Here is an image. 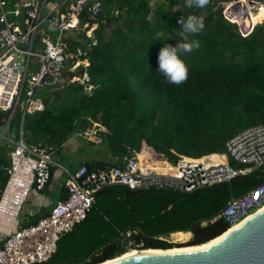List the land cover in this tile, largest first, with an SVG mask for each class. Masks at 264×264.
Masks as SVG:
<instances>
[{
	"label": "trees",
	"instance_id": "obj_1",
	"mask_svg": "<svg viewBox=\"0 0 264 264\" xmlns=\"http://www.w3.org/2000/svg\"><path fill=\"white\" fill-rule=\"evenodd\" d=\"M98 1L93 19L87 12L80 15V24L87 20L96 24L92 30L96 43L89 45L84 29L65 38L74 60L79 49L85 55L78 59L88 64L70 69L68 60L61 82L36 89L34 95L43 103L40 111L21 118L17 107L8 120L10 111L0 110V130L6 126L0 137V194L9 179L7 152L13 144L8 138L17 140L20 130L26 145L41 142L58 154L72 137L78 138L82 153L106 150L107 159L92 156L78 163L93 169L119 164L124 156L140 150L157 164L176 154L222 153L230 130L215 127L217 120L242 115L249 126L264 124V19L242 35L222 12L224 3L237 0H210L204 8L187 7L185 0ZM189 15L203 17V30L189 37L198 40L200 48L180 53L189 69L188 79L174 85L159 72L158 53L165 44L175 47L183 42L178 20L186 21ZM40 44L38 32L32 51ZM84 71L92 85L89 91L71 80ZM91 121L105 129L98 142L77 135ZM52 172L51 165L48 182ZM262 179L261 171L253 169L192 191L104 186L94 193L84 219L60 235L54 254L34 264H96L132 248H172L176 245L169 237L175 234L188 235L184 244L207 242L229 227L219 216L226 202ZM61 188L64 198V183Z\"/></svg>",
	"mask_w": 264,
	"mask_h": 264
},
{
	"label": "built area",
	"instance_id": "obj_2",
	"mask_svg": "<svg viewBox=\"0 0 264 264\" xmlns=\"http://www.w3.org/2000/svg\"><path fill=\"white\" fill-rule=\"evenodd\" d=\"M244 1L246 5L244 8L241 6L237 17L246 29L239 30L240 33L247 35L254 24L245 22V12L248 15L264 13V1L252 4ZM234 2L231 1L222 12L228 21L239 25L232 18L238 5ZM98 10V0H0V110H9L12 115L19 107L22 118L25 113L31 114L43 108L42 101L34 95L35 90L61 82L66 61L73 60L70 69L81 64L78 56L85 55V52L78 49L75 54L77 60H74V54L67 51L65 38L84 29L90 38L89 45H94L96 40L92 30L96 24L88 20L80 24V15L87 12V17L93 19ZM38 32L41 33V44L37 51H32ZM32 54L39 60L38 67L30 62ZM71 80L82 84L87 91L92 88L85 71ZM5 129L6 126L0 130V137ZM104 131L100 123L91 121V125L83 127L77 135L92 139ZM8 139L13 144L14 155H26L32 159L34 188L42 189L50 176L52 148L41 142L26 145L21 130L17 140ZM156 161L149 153L140 150L124 156L116 165L105 164L93 169L79 165L64 178V198L56 200L36 222L21 225L5 235L0 242V264H34L48 260L56 250L60 235L84 219L94 203V193L107 185L192 191L259 169L262 181L245 193L231 197L219 216L231 226L264 204V124L245 127L229 137L225 142V152L198 157L176 154L175 158L161 164ZM232 162L240 166L234 167ZM6 171L10 174V167Z\"/></svg>",
	"mask_w": 264,
	"mask_h": 264
},
{
	"label": "crops",
	"instance_id": "obj_3",
	"mask_svg": "<svg viewBox=\"0 0 264 264\" xmlns=\"http://www.w3.org/2000/svg\"><path fill=\"white\" fill-rule=\"evenodd\" d=\"M78 138H70L64 145L60 154L53 152V172L45 189L36 190L33 183V161L26 155H14L12 150L7 152L10 161V174L8 182L0 194V242L5 235L31 220L35 215L46 214L55 203L47 196L48 189L55 188L56 182L78 167L83 159L98 157L107 159L106 150H98L91 155L82 153ZM98 142V138H92ZM9 141V139H8ZM55 184V185H54ZM65 194L60 188L58 199ZM56 201V200H55Z\"/></svg>",
	"mask_w": 264,
	"mask_h": 264
},
{
	"label": "water",
	"instance_id": "obj_4",
	"mask_svg": "<svg viewBox=\"0 0 264 264\" xmlns=\"http://www.w3.org/2000/svg\"><path fill=\"white\" fill-rule=\"evenodd\" d=\"M234 3L243 8L246 5L244 0ZM247 3L252 4L254 1ZM245 16H248L247 12ZM238 28L241 32L246 31L241 21ZM69 61L72 63L73 60ZM10 117L11 113L8 120ZM106 264H264V210L254 212L234 230L208 247L181 253H143Z\"/></svg>",
	"mask_w": 264,
	"mask_h": 264
},
{
	"label": "clouds",
	"instance_id": "obj_5",
	"mask_svg": "<svg viewBox=\"0 0 264 264\" xmlns=\"http://www.w3.org/2000/svg\"><path fill=\"white\" fill-rule=\"evenodd\" d=\"M187 7L204 8L210 0H185ZM182 25L180 36L183 42H179L173 47L165 44L158 53V70L167 79L170 84L180 85L188 79L189 69L180 58V53H190L200 48L198 40H190L191 35L198 34L204 28L203 17L196 15L187 16L186 21L183 18L178 20Z\"/></svg>",
	"mask_w": 264,
	"mask_h": 264
},
{
	"label": "bare ground",
	"instance_id": "obj_6",
	"mask_svg": "<svg viewBox=\"0 0 264 264\" xmlns=\"http://www.w3.org/2000/svg\"><path fill=\"white\" fill-rule=\"evenodd\" d=\"M236 10H234V12L232 14H234L235 16H232V18L236 19V20H240V18H238L237 16H240V8L241 5L238 4L236 7ZM263 17V12H259V13H250L247 16V19L245 22L247 23H251V24H255L257 23V21H259L261 18ZM264 210V204L257 209L255 212L258 211H262ZM251 216V215H250ZM250 216H247L246 218H244L243 220L229 226L224 232H222L220 235L210 239L207 242L204 243H200V244H189V245H184V246H173L172 248H166V249H158V248H143V249H136V248H132L131 250H128L124 253H122L121 255L114 257L112 259H109L107 261H104L100 264H106V263H110L113 261H117L126 257H130L132 255H137V254H143V253H162V254H169V253H181V252H188V251H195V250H199L205 247H208L210 245H212L213 243H215L216 241H218L219 239H221L224 235L228 234L229 232H231L232 230H234L239 224H241L243 221H245L246 219H248Z\"/></svg>",
	"mask_w": 264,
	"mask_h": 264
},
{
	"label": "rangeland",
	"instance_id": "obj_7",
	"mask_svg": "<svg viewBox=\"0 0 264 264\" xmlns=\"http://www.w3.org/2000/svg\"><path fill=\"white\" fill-rule=\"evenodd\" d=\"M229 4H230V2L224 3L223 4V9L225 10V7L228 6ZM263 17H264V13H263ZM263 17L259 21H257V23L261 22ZM237 22H239V20H237ZM257 23H255V24H257ZM30 62H31L32 65H35V67H38V65H39V60L37 59L36 55H33V54L31 55ZM79 63L83 64L84 66L88 64V62L86 64V60H80ZM241 116L242 115H238V116H231L230 115V116L226 117L223 120L219 119V120H217L215 122V127H221V128L229 129L230 130L229 137H230V136L238 133L239 131H241L245 127L249 126L248 119H246L244 116L243 117H241ZM60 188H61V181L58 180L56 182L55 188L48 189V194H47L48 198L55 202V200H57V198H58V194L60 192ZM169 239H170V241L172 243H174V245L182 246L186 242V240L188 239V235L181 236V235H176L175 234V235H171L169 237ZM184 245H188V244H184Z\"/></svg>",
	"mask_w": 264,
	"mask_h": 264
}]
</instances>
